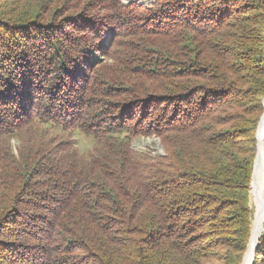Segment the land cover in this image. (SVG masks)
I'll list each match as a JSON object with an SVG mask.
<instances>
[{"label": "trees", "instance_id": "1", "mask_svg": "<svg viewBox=\"0 0 264 264\" xmlns=\"http://www.w3.org/2000/svg\"><path fill=\"white\" fill-rule=\"evenodd\" d=\"M92 3L0 0V264H241L264 0Z\"/></svg>", "mask_w": 264, "mask_h": 264}, {"label": "rangeland", "instance_id": "2", "mask_svg": "<svg viewBox=\"0 0 264 264\" xmlns=\"http://www.w3.org/2000/svg\"><path fill=\"white\" fill-rule=\"evenodd\" d=\"M3 1V0H2ZM42 0H17V2H20V3H24V4H34L35 2L37 3H40ZM98 1L99 2H102V0H83V5L84 3H90L89 6L85 7V10H86V13L89 14V15H94L96 17H101L103 16V14H105V11H99L98 10V7H96V4L97 3H92V2H96ZM156 0H122V2L124 4H128V3H132V2H138V3H144V5H149L150 3H153L155 2ZM69 4V3H67ZM67 6V5H66ZM65 8V7H64ZM64 10V9H63ZM60 11L56 14V17H54L56 19V21L58 20H61L63 19L64 15L67 14L65 13L64 11ZM16 12H13L11 15L14 16ZM108 47L107 44H104L103 45V50L104 48ZM95 48V47H94ZM95 56L94 52L91 53V59ZM90 57V56H89ZM99 58H102L101 55L98 56ZM111 60L108 59V61L105 62V64H108L110 63ZM82 63V62H81ZM64 138H71V135L67 134L65 136H60V134H57V140L61 139L63 140ZM74 139H75V142L78 143V146L80 147V151H87V150H90L89 148L91 146H87V144L89 143V140L84 136V135H80V134H77L75 133L74 134ZM12 141V145L13 147L17 145V140H11ZM132 147L134 150H140V149H145V148H149L153 154H163V149L161 147V144H159V140L157 137H146V136H140V137H137L135 138V140L132 142ZM257 148V147H256ZM91 151V150H90ZM84 154H87L89 153L88 152H83ZM251 182V181H250ZM251 186V185H250ZM263 198H264V192H263ZM250 206L252 207L253 209V218H254V211H255V204H254V199L252 198L251 196V189H250ZM252 224H253V219H252ZM252 228V226H251ZM7 229H10V231H12L13 229H15V227L13 226L12 228L11 227H8ZM253 230V228H252ZM252 230H251V233H252ZM264 231V230H263ZM262 231V232H263ZM262 234V233H261ZM251 236V235H250ZM249 236V237H250ZM249 239L248 238V242H249ZM249 245V243H248ZM248 247V246H247ZM247 250V249H246ZM246 253V252H245ZM244 253V255H245ZM243 255V257H244ZM244 259V258H243ZM243 261V260H242ZM242 264V263H241Z\"/></svg>", "mask_w": 264, "mask_h": 264}, {"label": "bare ground", "instance_id": "3", "mask_svg": "<svg viewBox=\"0 0 264 264\" xmlns=\"http://www.w3.org/2000/svg\"><path fill=\"white\" fill-rule=\"evenodd\" d=\"M264 106V101H263ZM264 113L263 121L260 125L259 133L257 134V158L253 166V174L251 177V196L254 199L255 211L252 224V233L249 239V245L244 255L245 259L243 264H250L255 245L259 239L263 227L264 213L262 211L263 206V192H264Z\"/></svg>", "mask_w": 264, "mask_h": 264}, {"label": "water", "instance_id": "4", "mask_svg": "<svg viewBox=\"0 0 264 264\" xmlns=\"http://www.w3.org/2000/svg\"><path fill=\"white\" fill-rule=\"evenodd\" d=\"M263 101H264V99H263ZM262 121H263V114H262V116L260 117V119H259V121H258V123H257V129H256V133H255V138H257V134L259 133L260 125H261ZM263 135H264V132H263ZM256 147H257V145H256ZM255 155H256V157H255V159H254L253 166H254V163H255L256 158H257V148H256V153H255ZM252 170H253V167H252ZM253 172H254V170H253ZM253 172H252V174H253ZM262 211H263V213H264V199H263ZM250 235H251V234H250ZM249 238H250V237H249ZM259 238H260V237H259ZM257 241H258V240H257ZM257 245H258V242H257L256 245H255L254 251H255V249L257 248ZM253 256H254V252H253L252 260H251L250 264H253V263H254V257H253ZM244 259H245V257H244ZM244 259H243V261H242V264H243V262H244Z\"/></svg>", "mask_w": 264, "mask_h": 264}]
</instances>
